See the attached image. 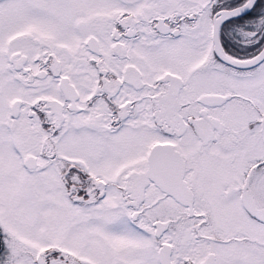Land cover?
I'll return each mask as SVG.
<instances>
[{"label": "snow or ice", "instance_id": "6c2138e0", "mask_svg": "<svg viewBox=\"0 0 264 264\" xmlns=\"http://www.w3.org/2000/svg\"><path fill=\"white\" fill-rule=\"evenodd\" d=\"M0 264H264V0H0Z\"/></svg>", "mask_w": 264, "mask_h": 264}]
</instances>
